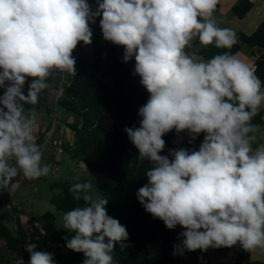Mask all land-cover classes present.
Returning <instances> with one entry per match:
<instances>
[{
	"label": "clouds",
	"instance_id": "clouds-1",
	"mask_svg": "<svg viewBox=\"0 0 264 264\" xmlns=\"http://www.w3.org/2000/svg\"><path fill=\"white\" fill-rule=\"evenodd\" d=\"M218 0H0V190L22 174L34 180L49 173L33 132L35 117L25 105L39 102L53 70L76 74L78 44L91 45L100 17L103 39L122 47L125 63L149 93L138 109L139 126L125 127L147 160V183L136 198L166 229L180 226L173 256L209 248L239 246L264 250V143L253 149L260 125L253 119L264 104L262 82L254 68L231 52L236 33L217 26ZM225 49L209 60L186 49L194 39ZM32 78L27 95L23 88ZM175 130L198 150L170 149L162 138ZM77 206L63 216V229L75 233L67 249L83 253L82 264H114L119 243L130 247L126 226L108 214V200L91 182L69 189ZM28 243V264H56L54 255ZM23 262V260L21 259Z\"/></svg>",
	"mask_w": 264,
	"mask_h": 264
},
{
	"label": "trees",
	"instance_id": "trees-1",
	"mask_svg": "<svg viewBox=\"0 0 264 264\" xmlns=\"http://www.w3.org/2000/svg\"><path fill=\"white\" fill-rule=\"evenodd\" d=\"M251 7V0H240L232 8V14L241 19ZM95 23L99 26L100 17L96 18ZM236 38L237 43L231 49L234 54L240 52L242 44L251 49H261V54L254 60L253 68L255 74L264 82V20L253 33L248 35L240 33ZM196 43H199L198 38ZM116 47L107 57H103L96 48H93L90 60L84 56L77 58L76 74H71L69 84L62 88L58 106L75 116L74 122H64L66 130L73 136V157L81 161L87 169L117 183L115 186L97 184L103 192V198L108 200L106 205L108 214L126 226L129 233V239L124 243L130 247L122 249L119 243L116 244L112 253L114 264H181L183 256H173L172 252L173 244L179 242L177 235L183 229L180 226L175 230L166 229L163 221L153 219L136 198L138 189L148 182L145 174L152 165L147 160L139 167L135 162L129 163L134 161L139 153L129 141L124 128L139 126L138 109L146 103L149 93L140 84V77L133 75L134 59L125 63L122 59L124 49ZM223 51L226 50L208 45L197 54L209 60ZM58 73V70H53L47 81L48 87L40 93V99L47 97L49 87ZM31 79L28 78L24 88L28 89ZM3 93L4 91L0 89V96ZM252 123L262 125V113H259ZM178 136L179 134L173 130L162 137L166 141V146L161 155H168V148L172 147L173 140ZM203 138L202 133L194 142L203 141ZM36 143L39 144L40 139L36 140ZM62 146L64 151L69 148L63 143ZM12 182L13 180L9 187ZM74 184L68 182L51 184L52 190H59L50 199L56 210L66 213L77 206H83V202L76 201L69 191ZM9 187L0 190V204L8 202L11 208V211L0 213V240L5 243L7 250L28 264L30 256L25 248L28 243H33L40 246L37 251L52 253L56 264H82L84 254L73 252L66 247V241L75 233L58 235L52 213L45 214L43 227L33 225L29 232L23 228L18 215H15L18 214L17 208L10 202ZM10 215L15 217V234L7 225ZM155 240L160 241L161 255L151 257L148 245ZM223 251L230 252L232 259L217 264H264L252 261L251 252L244 251L239 244L232 248L212 249V252Z\"/></svg>",
	"mask_w": 264,
	"mask_h": 264
},
{
	"label": "crops",
	"instance_id": "crops-1",
	"mask_svg": "<svg viewBox=\"0 0 264 264\" xmlns=\"http://www.w3.org/2000/svg\"><path fill=\"white\" fill-rule=\"evenodd\" d=\"M239 1L240 0H218L217 7H216L217 12H216V15H214V17L216 18V20L219 21L221 28L232 29L236 33V36L239 35L240 33H244L248 35V34L253 33L256 30V28L259 26V24L264 20V0H251L252 7L250 11H248V13L241 19H238L232 14V8ZM88 3L90 4L92 10L95 11L94 1L88 0ZM90 27L92 28L93 32L95 30H98L99 32L102 33L101 28L97 26L96 23L90 24ZM93 38H94V35L92 36V39ZM243 45L244 44L241 45V50L238 53L239 58L242 59L244 62L249 64L250 67L253 68L254 60L257 56L261 54V50L259 48H252V52H249L248 54H244L242 53ZM92 49H93V46L92 47L90 45L85 46L83 42H81L80 44H78L77 48L74 50L73 56L75 57V59H77L80 56H84L85 51H92ZM70 79H71V74L59 72L53 79L52 88H49V93L47 97L41 98L39 100L38 107L36 108V110L30 108V111L28 112L29 115H32L35 117V123L33 125V132H34V135L36 136V140L40 139L39 145H41V150L44 153V160L49 164L50 167L54 166V164L52 163L53 161L52 157H53V151H54V147L52 146V140H59L58 138L55 137L56 134H58L59 137H62V135L64 134V131H63V134L57 133V130L55 126L53 125V121L57 115L61 116L60 121L62 123V114L58 112L57 110L58 99H59L58 91L64 88L65 85L69 84ZM262 90H264V88ZM258 113H262V116L264 115V104L261 105L260 109L258 110ZM68 117L72 119L71 116H68ZM260 126L261 127L259 130V137L256 135L257 140L252 145L253 149L257 148L260 144L264 143V122ZM67 139L69 141L67 144L68 145L70 144V146L73 145L72 134H70V136H68ZM190 140L191 138L188 136L187 133H180L179 136L173 140V145H172V148L170 149H179L181 148V144H183L185 146V149H188L189 151L198 150L202 141L200 142L192 141L191 143H189ZM62 141L64 142L65 140H62ZM79 162L80 164L83 165V167H86L81 161ZM43 177L44 176L40 178H43ZM35 180L37 179L30 180V179L25 178L22 174H20L13 179V182L11 186L9 187L10 202L14 207L17 208L18 214L16 215H18L19 220H20V216H22L23 218L24 216H26L24 218L23 223L25 224L23 225V228L28 232L30 231V228H31L30 226L31 222L29 221V218H31V215H30V212L27 213V211L31 210L32 206L31 204L27 202L19 203V206L17 205V203L20 200H22L20 199V197L28 195L29 186H32ZM24 189H26L27 191H24ZM12 225L14 224L12 223ZM15 230H16V227H15ZM219 253L227 254L226 258L225 256H223L224 262L231 261L232 255H229L228 253L230 252L228 251L212 252V248H209L207 251H205L206 256L209 258L212 257L211 261H215L216 264L218 262H222V261L216 260V258H213L214 255L219 254ZM250 257L252 261H258V262L263 261L264 262V250L257 249L256 251L251 252ZM259 258H262V259L259 260ZM203 261L205 262L206 260H203Z\"/></svg>",
	"mask_w": 264,
	"mask_h": 264
},
{
	"label": "rangeland",
	"instance_id": "rangeland-1",
	"mask_svg": "<svg viewBox=\"0 0 264 264\" xmlns=\"http://www.w3.org/2000/svg\"><path fill=\"white\" fill-rule=\"evenodd\" d=\"M95 4V10L97 8V0H93ZM102 2V0H101ZM217 12V9H216ZM216 15V13L214 14ZM216 20V18L214 17ZM217 26L220 27L219 21L216 20ZM94 38L92 39L91 47L96 48L99 53L103 57H107L110 55L111 50L115 48L116 46L111 44L110 42H106L103 39L102 33L99 32L98 30H95L93 32ZM197 39H194L192 42V46L189 49H186V51L189 52V54H195L196 58L199 59H204L200 55L197 54V52L206 47L201 45L200 43H196ZM243 50L242 53L248 54L249 52H252V49L248 47L247 45H243ZM118 48V47H116ZM119 49V48H118ZM261 50V49H260ZM84 57L86 59H91L92 57V51H85L84 52ZM206 60V59H204ZM4 91L3 88H0ZM28 89L23 88V92L25 95H27ZM40 100V96H39ZM38 107V103L35 105H25V108L27 110H30V108L35 109ZM58 112L62 114V124H61V129L64 126V134L61 132L60 127H57V133L63 134L62 137H59L58 134H56V138H58L60 141V144L67 146L68 144V136H70V132L67 130L66 131V126L64 125V122L71 123L74 122V115L71 113H68L65 111L63 108L60 106L57 107ZM68 116H71L72 119ZM68 117V118H67ZM70 118V119H69ZM74 118V119H73ZM259 137V131L255 133ZM62 138V139H61ZM66 138V139H65ZM62 140H65L64 142ZM69 148L65 149V151L60 154V159L56 161L55 155H56V150L54 148L53 151V161L52 163L55 164V166L50 167L49 173L44 176L43 178H39L35 180L32 186H29V192L27 196H22L20 197V200L17 205L19 206V203H29L31 204V210H28L27 213L30 212L31 218H29V221L31 222V227L34 225V223H37L39 227H43L44 225V219H45V214L50 212L54 216V227L58 235L60 236H65L69 234L70 232L66 229H63V216L65 212L56 210L53 208V205L51 206V196L54 193H58L59 190H52L51 189V184L53 183H61V182H68V183H83V182H91L94 186V190L96 191L97 195L101 196L103 198V192L97 187L98 183H106L111 186H115L117 183L116 181L109 179L105 177L104 175L98 173V172H93L87 167H83L80 162L73 157V147L70 144L68 145ZM172 148V147H171ZM181 148H185L183 144H181ZM170 148H168V151ZM15 178V177H14ZM13 178V179H14ZM29 183V182H28ZM24 191H27L24 189ZM11 211L10 205L8 202L6 204H0V213L8 212ZM16 215V214H15ZM26 216H24L25 218ZM24 218L20 216L21 225L23 226L25 223ZM12 223H15V217L13 215L9 216V221H7V225L11 229L12 233L15 234V225H12ZM29 226V227H30ZM31 229V228H30ZM37 245V244H36ZM159 245L160 241L155 240L151 242L148 245V250L150 253L151 257H158L161 255V252L159 250ZM40 246L37 245L36 250H38ZM231 255V253H228ZM226 258L227 254H216L214 255L213 258H216V260L223 261L224 257ZM262 258H259L261 260ZM23 260V259H22ZM203 260H206L205 262ZM212 257H207L205 254V251L202 252L201 250H196L195 252H185V254L182 257L181 264H216L215 261H211ZM263 262V261H260ZM0 263L1 264H25V262L21 261L19 256L16 254H13L7 250V247L5 243L0 240Z\"/></svg>",
	"mask_w": 264,
	"mask_h": 264
},
{
	"label": "built area",
	"instance_id": "built-area-1",
	"mask_svg": "<svg viewBox=\"0 0 264 264\" xmlns=\"http://www.w3.org/2000/svg\"><path fill=\"white\" fill-rule=\"evenodd\" d=\"M61 93H62V89H60L58 91L59 97L61 96ZM60 120H61V116L60 115H57L55 117L54 121H53V125L55 126V128L60 127V129H61V124L62 123H61ZM263 122H264V115H263ZM63 131H64V126L61 129V132L62 133H63ZM52 146L56 150L55 158H56V161H58L60 159V154H62L64 152L63 146H61L60 141H58V140H52ZM54 166H55V164H54ZM34 226H38L37 223H34Z\"/></svg>",
	"mask_w": 264,
	"mask_h": 264
},
{
	"label": "water",
	"instance_id": "water-1",
	"mask_svg": "<svg viewBox=\"0 0 264 264\" xmlns=\"http://www.w3.org/2000/svg\"><path fill=\"white\" fill-rule=\"evenodd\" d=\"M49 88H52V85H50V87Z\"/></svg>",
	"mask_w": 264,
	"mask_h": 264
}]
</instances>
